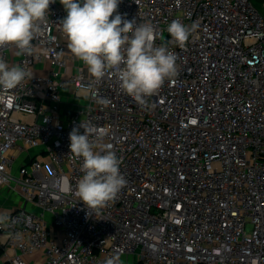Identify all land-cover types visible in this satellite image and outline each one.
Segmentation results:
<instances>
[{
  "label": "built area",
  "instance_id": "built-area-1",
  "mask_svg": "<svg viewBox=\"0 0 264 264\" xmlns=\"http://www.w3.org/2000/svg\"><path fill=\"white\" fill-rule=\"evenodd\" d=\"M117 11L150 23L177 57V76L147 105L112 74L90 76L56 0L32 54L0 47L33 76L0 89V187L21 197L0 210V264L35 253L44 264L130 254L135 264H264V10L253 0H121ZM173 20L197 25L183 48L167 32ZM80 124L121 158L127 181L93 212L74 195L82 159L69 133Z\"/></svg>",
  "mask_w": 264,
  "mask_h": 264
},
{
  "label": "clouds",
  "instance_id": "clouds-1",
  "mask_svg": "<svg viewBox=\"0 0 264 264\" xmlns=\"http://www.w3.org/2000/svg\"><path fill=\"white\" fill-rule=\"evenodd\" d=\"M55 0H0V47L15 46L17 54H32L31 41L46 19L49 5ZM121 0H60L67 15L60 22L71 53L99 81L112 74L120 89L141 105L157 94L165 81L178 74L177 57L166 44L157 46L158 38L150 23L136 24L118 11ZM115 13V15H114ZM197 25L173 20L167 32L177 46L183 48ZM32 74L16 64L10 66L0 57V89L10 90ZM80 128L84 131L81 133ZM104 133L98 134L97 139ZM70 153L82 159V178L74 195L90 210L106 207L114 201L127 181L120 172L121 158L110 145L93 142L84 125L69 133ZM99 149V150H97ZM9 217L0 214V225ZM19 235V234H17ZM104 264H120L119 255Z\"/></svg>",
  "mask_w": 264,
  "mask_h": 264
},
{
  "label": "crops",
  "instance_id": "crops-1",
  "mask_svg": "<svg viewBox=\"0 0 264 264\" xmlns=\"http://www.w3.org/2000/svg\"><path fill=\"white\" fill-rule=\"evenodd\" d=\"M60 5H62L60 3V0H56ZM254 4L256 7H258L261 10H264V0H253ZM14 63V62H13ZM64 97V101H63V107L64 105L67 103V94L63 95ZM65 110V108H64ZM9 191L11 192V190L8 187H4L1 186L0 187V210L1 209H10L11 206L16 205L18 203V201L15 200V195L10 196L9 195L11 193H9ZM21 204V199H19V203ZM130 255H125L122 258L121 264H135V259L134 256L132 255L129 259ZM126 260V262H125ZM26 261L28 264H44V258L42 255H40L39 253H35L34 255H30L26 257Z\"/></svg>",
  "mask_w": 264,
  "mask_h": 264
},
{
  "label": "rangeland",
  "instance_id": "rangeland-1",
  "mask_svg": "<svg viewBox=\"0 0 264 264\" xmlns=\"http://www.w3.org/2000/svg\"><path fill=\"white\" fill-rule=\"evenodd\" d=\"M68 96H69L70 98H73V92H72L71 90H69V94H68ZM80 103L82 104L83 101H80ZM9 193H11V194L9 195V197H10V196L13 197V195H15V196H16V197H15V200L18 201V203H19V199H21V197L18 196L16 193L12 192V191H11V192L9 191ZM18 203H17L16 205H18ZM131 256H132V255L130 254L129 259H130ZM125 262H126V260H125Z\"/></svg>",
  "mask_w": 264,
  "mask_h": 264
}]
</instances>
